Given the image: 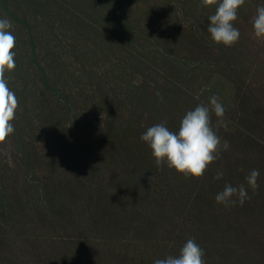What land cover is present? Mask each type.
I'll return each instance as SVG.
<instances>
[{"label":"trees","instance_id":"16d2710c","mask_svg":"<svg viewBox=\"0 0 264 264\" xmlns=\"http://www.w3.org/2000/svg\"><path fill=\"white\" fill-rule=\"evenodd\" d=\"M200 5L0 0V18L29 42L26 62L15 56L6 73L23 117L8 138L37 122L68 161L64 171L52 161L42 181L0 180V264H154L190 238L206 264H264V92L231 80L228 47L207 32L212 7ZM213 95L228 150L199 179L158 167L141 135L165 121L177 131ZM253 169L255 192L245 180ZM226 184H244L250 199L216 203Z\"/></svg>","mask_w":264,"mask_h":264},{"label":"clouds","instance_id":"9594fccd","mask_svg":"<svg viewBox=\"0 0 264 264\" xmlns=\"http://www.w3.org/2000/svg\"><path fill=\"white\" fill-rule=\"evenodd\" d=\"M245 4V0H201L206 8L215 6L214 14L208 17L207 32L215 44L226 47L234 46L240 38V31L234 27L238 19V11ZM253 35L257 40H264V5L258 6L252 18ZM13 25L7 18H0V143H3L14 131L13 121L19 107V100L15 92L9 87L6 73L16 68L15 47L16 37ZM159 96L160 93L157 92ZM209 104H199L189 110L179 123L177 131L170 130L161 122L150 126L140 139L151 149L155 164L158 167L166 165L186 178H202L221 154L222 150L230 147L227 141H221L213 127L212 114L217 119V127L222 123L225 108L220 98L213 95ZM260 173L251 170L245 177L247 185L255 192ZM223 172L218 171L214 179L219 180ZM250 199L244 184L232 186L226 184L224 189L216 194L215 201L224 207H231L239 203L243 206ZM205 251L194 239H188L180 249L178 256H167L157 259L154 264H206Z\"/></svg>","mask_w":264,"mask_h":264},{"label":"rangeland","instance_id":"374dc122","mask_svg":"<svg viewBox=\"0 0 264 264\" xmlns=\"http://www.w3.org/2000/svg\"><path fill=\"white\" fill-rule=\"evenodd\" d=\"M262 5H264V0H245V4L238 11V19L234 22V26L240 31L239 41L234 46L228 47L223 55V59L232 64L233 69L230 71L236 73L231 77V80L237 85L244 86L247 89L243 88L245 91L250 89L264 92V40H257L254 37L252 27V18L256 14V9ZM211 11L214 14L215 6L212 7ZM23 29L19 28L17 34H14L16 47H18L15 49V53L16 56L26 62L29 42L27 37L23 35ZM52 47L50 45V51L53 50ZM37 50L41 55L43 54L40 49ZM39 57L42 56L39 55ZM62 57L65 58V56ZM54 66L55 73L58 75L57 61ZM30 89L32 90V88ZM22 118V110L18 108L15 120ZM34 123L33 129H27L23 133L22 140L17 141L12 137L0 143V180L3 182L22 184L23 182L30 183L31 180L42 181L46 178L44 169H50L52 161L54 168L60 169V171L68 169L67 157L61 155L57 150V152L55 151L48 131L43 125ZM65 123L64 120L59 122L62 130L61 124L64 125ZM59 154L64 158L61 163L59 162ZM28 167L34 169L33 174H26ZM60 179L65 178L61 177Z\"/></svg>","mask_w":264,"mask_h":264}]
</instances>
